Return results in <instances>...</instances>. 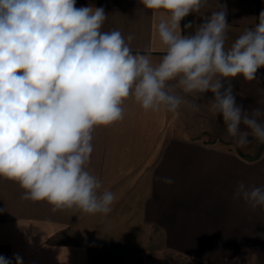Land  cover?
Masks as SVG:
<instances>
[{"label":"crops","instance_id":"1","mask_svg":"<svg viewBox=\"0 0 264 264\" xmlns=\"http://www.w3.org/2000/svg\"><path fill=\"white\" fill-rule=\"evenodd\" d=\"M219 4L227 11L226 51L254 30L264 10V0H207L181 20V35L194 34ZM75 6L103 7L101 30H119L126 43L133 35L132 54L148 55L153 66L166 55L157 25L170 13L140 0H76ZM256 75L228 79L236 103L249 114L260 109L264 123V67ZM166 90L182 99L175 113L146 111L130 95L122 120L92 130L86 170L101 181V192L114 194L108 214L75 206L52 212L47 201L22 200L25 189L0 177V256L11 264L16 255L23 264H264V206L234 196L241 182L264 188V147L237 146L207 103L211 92L184 93L176 80Z\"/></svg>","mask_w":264,"mask_h":264},{"label":"clouds","instance_id":"2","mask_svg":"<svg viewBox=\"0 0 264 264\" xmlns=\"http://www.w3.org/2000/svg\"><path fill=\"white\" fill-rule=\"evenodd\" d=\"M140 2L170 13L157 25L166 55L156 66L148 55L132 54L133 35L126 43L119 30H101L107 19L103 7L77 8L76 0H0V177L25 189L22 200L47 201L52 212L75 206L108 214L115 196L101 192V181L86 170L92 130L122 120L121 105L130 95L146 111L175 113L182 99L166 90L169 81L200 98L211 92L207 103L216 117L222 115L237 146L249 144L250 135L264 143L260 109L249 114L237 104L228 79L258 80L264 10L254 30L246 29L226 51L225 5L204 17L194 34L181 35V20L207 0ZM234 196L253 208L264 206L261 187L248 189L241 182ZM14 259L23 264L19 255ZM0 264L11 261L0 256Z\"/></svg>","mask_w":264,"mask_h":264},{"label":"rangeland","instance_id":"3","mask_svg":"<svg viewBox=\"0 0 264 264\" xmlns=\"http://www.w3.org/2000/svg\"><path fill=\"white\" fill-rule=\"evenodd\" d=\"M251 143L255 144V150L264 147V143H260L259 141H251Z\"/></svg>","mask_w":264,"mask_h":264}]
</instances>
